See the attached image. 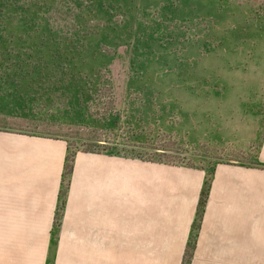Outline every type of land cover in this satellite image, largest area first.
<instances>
[{
  "label": "rangeland",
  "instance_id": "rangeland-1",
  "mask_svg": "<svg viewBox=\"0 0 264 264\" xmlns=\"http://www.w3.org/2000/svg\"><path fill=\"white\" fill-rule=\"evenodd\" d=\"M99 102L145 137L111 150ZM0 130L66 144L62 206L81 154L258 167L264 0H0Z\"/></svg>",
  "mask_w": 264,
  "mask_h": 264
},
{
  "label": "crops",
  "instance_id": "crops-1",
  "mask_svg": "<svg viewBox=\"0 0 264 264\" xmlns=\"http://www.w3.org/2000/svg\"><path fill=\"white\" fill-rule=\"evenodd\" d=\"M0 130V264H264L260 166L201 170L81 154ZM208 176V177H207Z\"/></svg>",
  "mask_w": 264,
  "mask_h": 264
},
{
  "label": "trees",
  "instance_id": "trees-1",
  "mask_svg": "<svg viewBox=\"0 0 264 264\" xmlns=\"http://www.w3.org/2000/svg\"><path fill=\"white\" fill-rule=\"evenodd\" d=\"M111 109L112 108L107 106L106 102H99V103L96 104V108H95L96 112H95V114L101 115L103 117L100 122L103 123V125L105 127L104 129H106L110 133H113V130L115 128H119V127H123L125 129H128V131H126V133L124 134L125 136L121 139V141L123 143L113 142L114 146L111 148V150H115L114 147H117L118 144L119 145L120 144H125V143L127 144V142L131 143V142H134L135 138L140 140L143 137H145L143 128L138 127L139 125H145L146 121H144V119H135V121H133L131 118L129 119V117H127V119H129L130 121L126 122V125H124L125 123H123V125H122L120 123V121L122 119H120V120L119 119H115L114 118L115 115H114V113L112 112ZM81 113L82 112L80 110V112H76V115L80 116V118H84V117H82ZM85 113L86 114L83 113L85 118L94 120L93 116H96L94 114V112H92V115L90 114V111L89 112H85ZM86 115H87V117H86ZM120 137H122V136H120ZM119 152L120 151L118 149V151H116V153H119ZM114 157H119V156H114Z\"/></svg>",
  "mask_w": 264,
  "mask_h": 264
}]
</instances>
